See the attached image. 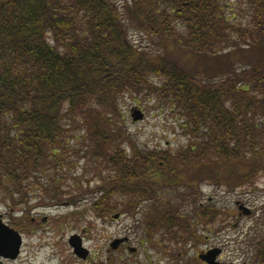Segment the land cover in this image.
<instances>
[{
  "label": "trees",
  "instance_id": "16d2710c",
  "mask_svg": "<svg viewBox=\"0 0 264 264\" xmlns=\"http://www.w3.org/2000/svg\"><path fill=\"white\" fill-rule=\"evenodd\" d=\"M233 1L245 24L225 13ZM124 94L163 100L187 144L137 146L116 125ZM65 118L85 130L82 157L104 199L182 183L190 194L197 183L253 186L264 174V0H0V202L27 203L34 187L59 202L48 171L67 167ZM210 206L194 210L205 226L218 217ZM250 247L251 264H264V235Z\"/></svg>",
  "mask_w": 264,
  "mask_h": 264
},
{
  "label": "rangeland",
  "instance_id": "374dc122",
  "mask_svg": "<svg viewBox=\"0 0 264 264\" xmlns=\"http://www.w3.org/2000/svg\"><path fill=\"white\" fill-rule=\"evenodd\" d=\"M111 1L117 4L123 2V0ZM246 12L245 5L239 1H233L225 8L228 18L235 24L246 23ZM127 35L135 45L146 46L147 51L155 50L153 42L142 34L130 30ZM134 110L144 114L142 121H132L130 117ZM118 112L119 118L116 125L119 128H125L134 143L142 149L174 151L187 144L188 136L184 135V130L180 126L181 120L176 114L171 113L163 100L158 99L154 94L150 96L124 94L119 98ZM62 121L65 131L62 134L68 140L67 145L62 149V152L67 153L64 155L67 167L63 171L61 169L48 171V175H58V181L53 180L52 183H55V187L59 190L57 194H61V198L59 202L55 199L54 202L47 203L50 199L43 196L44 191L40 187H34L28 193L27 203L9 205L0 202V213L5 214L4 223L8 225L11 223V227L16 231L21 229L30 231L31 227L28 228L30 217L40 221L42 216L46 218V221L39 225L40 229L34 231L33 235L36 237L28 241L26 237L24 238L23 253L17 257L18 259L15 262L3 264H72L74 258L66 245V239L70 234H82L83 231L87 236H97L102 239L97 243V250L101 252L103 250L102 259L105 262L108 257H112L108 263L104 264H112L113 255L105 253L107 244L104 239L108 237L111 240L113 237H121L126 233L130 237L129 246L138 247L140 245L136 242V236L133 237L131 232L135 222L143 221L148 226L151 220L156 221L153 223L154 227L158 232L164 233L165 227L168 226L166 221L170 219L167 217L169 214L175 215V220L172 222L173 229H171L173 237L170 239L171 264H202L200 260H197L194 250H203L211 245H217L223 249L222 259L226 262L251 264L250 243L264 235L263 173L257 174L253 186L240 189L218 187L213 183H197L194 186L196 192L190 194L189 186L182 183L175 187L151 189L147 196L133 197L134 203H127L126 198L116 195H113L112 200L104 199L102 197L104 188L103 190L98 188L100 184L96 176L98 169L90 168L87 158L82 157V150H86L82 141L85 138V130L78 128L67 118ZM74 182H78L79 185ZM238 204L249 208L251 213L241 215L237 209ZM201 205H211L210 207L215 208L218 217L214 224L205 226L204 220L197 219L194 210L198 208L199 211ZM110 206H113L114 210L112 208V211L107 212V207ZM116 214L119 215V220L112 221ZM182 216L192 218L191 221L195 222L194 228L186 232L179 229L178 226L183 223L180 219ZM190 230L192 234L195 232L199 237V245L194 244L195 240L191 239ZM181 236L182 239L179 241ZM84 244L91 246L93 243ZM99 246L105 248L100 249ZM97 250L94 253H97ZM149 251L151 250L147 249L148 253ZM122 254L123 258L130 256L127 250ZM95 258L97 260L99 255L95 254Z\"/></svg>",
  "mask_w": 264,
  "mask_h": 264
},
{
  "label": "flooded vegetation",
  "instance_id": "af4514ba",
  "mask_svg": "<svg viewBox=\"0 0 264 264\" xmlns=\"http://www.w3.org/2000/svg\"><path fill=\"white\" fill-rule=\"evenodd\" d=\"M69 205V204H67ZM5 214H2V218L4 219ZM29 216V214H28ZM23 220V219H22ZM119 218H113L112 221H118ZM155 220V219H154ZM24 221V220H23ZM46 221V218L42 216L41 221L38 220L37 218L30 217L28 219V228L31 227L30 231H27V229H21V231H18L19 234L22 237V245L20 248V253H23V247L24 246V238L26 237L27 241L33 237H36L33 235L34 231H38L40 229L39 225H42ZM27 222V221H26ZM104 222V220H103ZM106 222V221H105ZM168 223H172V221H166ZM156 221L151 220L150 224L148 226L145 225V222L143 221H136L135 222V227L131 229L133 237L136 236V242L139 243L140 246L138 247H133L129 246V241L130 237L125 233L121 237H113L111 240L107 237V239H104V242L106 245L105 248V253H112L113 255V263L112 264H171L172 260V245H171V238L173 237L172 230L173 229L171 226L165 227L164 233H160L156 230L154 227V224ZM6 224V223H5ZM8 225V224H7ZM11 227V223L8 225ZM25 227V225H24ZM179 227V226H178ZM12 228V227H11ZM14 229V228H13ZM16 230V229H15ZM85 231L82 232V234H70L68 238L66 239V245L68 246L69 250L71 251V256L74 258L72 261V264H104L108 263L112 257H108L107 262L102 259L103 256V250H97L98 242H101L102 239L93 236H87L84 234ZM160 235V236H159ZM138 236V237H137ZM71 237H74L71 239ZM141 237V238H139ZM158 238V239H157ZM178 240V237H176ZM182 236L179 238V241H181ZM93 243L91 246L86 245L84 243ZM108 242V243H107ZM200 243L199 239H196L194 244L196 245ZM145 244V246H144ZM148 247V248H147ZM75 248L80 249L78 251L81 253L80 255H77L75 253ZM99 248L104 249L103 246H99ZM148 250L150 253L147 252ZM219 249V253L216 256L215 261L218 263L222 264H233L231 261L226 262L225 260L222 259L224 255V251L222 248H219L217 245H211L208 246L207 248H204L203 250H194L195 255L198 257L197 260H200L202 264H206L204 261L199 259V256L201 254H204L208 251L211 250H216ZM97 250V253H94V251ZM127 250V253L130 254L129 257L123 258L122 252ZM95 254L99 255V258H95ZM109 255V254H108ZM140 255V257H137ZM179 255V253H178ZM19 257V256H18ZM18 259V258H17ZM15 260H9V259H2L0 257V264L3 263H9V262H15ZM195 263L194 261H192Z\"/></svg>",
  "mask_w": 264,
  "mask_h": 264
},
{
  "label": "water",
  "instance_id": "95a60500",
  "mask_svg": "<svg viewBox=\"0 0 264 264\" xmlns=\"http://www.w3.org/2000/svg\"><path fill=\"white\" fill-rule=\"evenodd\" d=\"M143 113L138 110H134L131 113V117L133 122L141 121L143 119ZM238 210L242 212L243 215H249L251 213L250 209L245 207L243 204H238ZM2 215L0 214V257L2 259L15 260L20 253V248L22 245V239L20 234L14 229L10 228L6 224H4L2 220ZM114 218H118L119 215L116 214L113 216ZM74 237H71L73 239ZM80 249L75 248V253L80 255ZM219 249L208 251L207 253L200 255L199 259L204 261L206 264H222L215 261L214 258L219 253Z\"/></svg>",
  "mask_w": 264,
  "mask_h": 264
}]
</instances>
